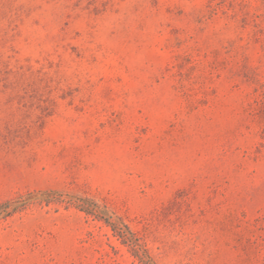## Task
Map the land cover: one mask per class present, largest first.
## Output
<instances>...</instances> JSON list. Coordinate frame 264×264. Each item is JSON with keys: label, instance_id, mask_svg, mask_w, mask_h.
<instances>
[{"label": "rangeland", "instance_id": "374dc122", "mask_svg": "<svg viewBox=\"0 0 264 264\" xmlns=\"http://www.w3.org/2000/svg\"><path fill=\"white\" fill-rule=\"evenodd\" d=\"M0 264H264V0H0Z\"/></svg>", "mask_w": 264, "mask_h": 264}, {"label": "trees", "instance_id": "16d2710c", "mask_svg": "<svg viewBox=\"0 0 264 264\" xmlns=\"http://www.w3.org/2000/svg\"><path fill=\"white\" fill-rule=\"evenodd\" d=\"M10 207L11 206L9 201L0 203V219L6 217L11 213Z\"/></svg>", "mask_w": 264, "mask_h": 264}]
</instances>
